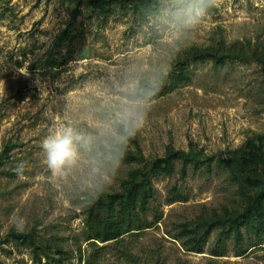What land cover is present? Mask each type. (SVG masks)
Masks as SVG:
<instances>
[{
    "label": "rangeland",
    "instance_id": "1",
    "mask_svg": "<svg viewBox=\"0 0 264 264\" xmlns=\"http://www.w3.org/2000/svg\"><path fill=\"white\" fill-rule=\"evenodd\" d=\"M140 2L0 0V264H264V0L195 21L189 0ZM129 110L145 121L125 148ZM64 126L93 143L53 184L40 144ZM128 198L144 227L85 239Z\"/></svg>",
    "mask_w": 264,
    "mask_h": 264
},
{
    "label": "clouds",
    "instance_id": "2",
    "mask_svg": "<svg viewBox=\"0 0 264 264\" xmlns=\"http://www.w3.org/2000/svg\"><path fill=\"white\" fill-rule=\"evenodd\" d=\"M216 4V0H189L186 8L187 19L195 21L197 18L206 15L210 9ZM23 75H28V69L22 67L18 70ZM145 121V116L132 110L121 114L120 123L123 126L122 131L118 135V142L124 145L125 148L130 140L136 136ZM93 143L90 136H86L71 126H64L60 128H52L48 135L42 140L40 148L43 155V165L46 171L45 181L55 183L63 181L69 177L74 169L79 165L82 155V149H87ZM125 150H119V158L114 160L111 167V172H104L96 170L98 177L95 183L87 186L80 199L88 201L96 198L101 194L105 187L112 182L113 175L120 166L121 159L124 156ZM16 175L24 179L26 165L20 162L13 169ZM72 199L65 197L58 199L57 202L67 205ZM18 229L23 227V218L16 216L13 220Z\"/></svg>",
    "mask_w": 264,
    "mask_h": 264
},
{
    "label": "trees",
    "instance_id": "3",
    "mask_svg": "<svg viewBox=\"0 0 264 264\" xmlns=\"http://www.w3.org/2000/svg\"><path fill=\"white\" fill-rule=\"evenodd\" d=\"M158 0H141V6L150 5ZM129 206L117 209L115 204L106 202L101 205L99 210L90 212L84 218V237L86 240L107 241L118 237L120 234L131 229L142 228L145 226L136 212H133L131 198L127 199ZM135 206V205H134ZM221 252V251H220ZM93 264V260H89Z\"/></svg>",
    "mask_w": 264,
    "mask_h": 264
}]
</instances>
